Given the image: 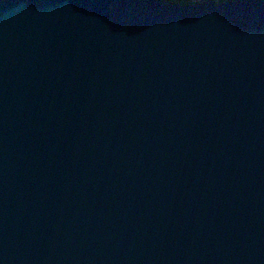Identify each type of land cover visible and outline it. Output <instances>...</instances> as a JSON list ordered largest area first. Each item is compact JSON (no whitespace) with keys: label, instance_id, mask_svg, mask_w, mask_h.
<instances>
[{"label":"water","instance_id":"1","mask_svg":"<svg viewBox=\"0 0 264 264\" xmlns=\"http://www.w3.org/2000/svg\"><path fill=\"white\" fill-rule=\"evenodd\" d=\"M0 264H264V0H0Z\"/></svg>","mask_w":264,"mask_h":264},{"label":"trees","instance_id":"2","mask_svg":"<svg viewBox=\"0 0 264 264\" xmlns=\"http://www.w3.org/2000/svg\"><path fill=\"white\" fill-rule=\"evenodd\" d=\"M168 1H171V2H182L184 4H193V3H196V2H193L191 0H168ZM203 1H207V0H203ZM215 2H224V1H227V0H213ZM231 1H237V0H231Z\"/></svg>","mask_w":264,"mask_h":264},{"label":"rangeland","instance_id":"3","mask_svg":"<svg viewBox=\"0 0 264 264\" xmlns=\"http://www.w3.org/2000/svg\"><path fill=\"white\" fill-rule=\"evenodd\" d=\"M191 1H193V2H201V1H203V0H191ZM217 1V0H216ZM219 3V2H218Z\"/></svg>","mask_w":264,"mask_h":264}]
</instances>
